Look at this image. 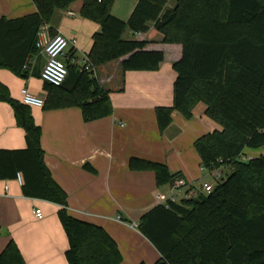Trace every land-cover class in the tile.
I'll return each instance as SVG.
<instances>
[{
	"label": "trees",
	"instance_id": "1",
	"mask_svg": "<svg viewBox=\"0 0 264 264\" xmlns=\"http://www.w3.org/2000/svg\"><path fill=\"white\" fill-rule=\"evenodd\" d=\"M77 1H82L81 17L101 27L87 55L93 68L127 57L125 72L157 71L163 51H148L144 41L123 38L127 30L147 33L151 24L163 43L182 46L173 65V105L155 109L161 133L171 126L175 111L191 119L201 103L205 116L220 126L198 138L195 148L204 170L231 168L226 181L210 194L196 192L179 203L158 205L139 222V231L160 253L154 264H264V156L243 159L245 149L264 146V0H176L174 8L167 7V0H138L127 20L112 14L115 0H33L35 13L0 19V69L25 80L34 76L31 61L39 57L41 27ZM68 56L64 84L43 81V110L78 107L86 123L111 116L109 91L94 71L80 70ZM0 102L11 106L27 141L24 150H0V180L20 174L25 197L59 206L69 243L67 264H121L119 246L104 228L67 211V194L44 163L42 131L31 107L1 81ZM129 168L154 172L158 187L181 177L171 175L165 164L139 158H132ZM0 264H27L14 240L0 252Z\"/></svg>",
	"mask_w": 264,
	"mask_h": 264
},
{
	"label": "crops",
	"instance_id": "2",
	"mask_svg": "<svg viewBox=\"0 0 264 264\" xmlns=\"http://www.w3.org/2000/svg\"><path fill=\"white\" fill-rule=\"evenodd\" d=\"M137 2L128 3L127 9L118 12L113 7L112 14L127 20ZM176 3L167 0V7L174 8ZM81 8L82 1H77L67 11H56L54 17L59 22L50 24L55 34L60 33L70 41L67 54L78 62L88 55L93 35L101 30L99 24L81 17ZM36 11L33 0H0V19H16ZM123 38L144 41L145 50L163 51L165 58L159 69L152 72L123 71L122 62L127 57L94 68V76L110 93L111 116L86 123L78 107L31 110L42 131L44 163L67 194L69 214L104 228L119 246L121 264H154L160 253L138 226L144 214L158 205H166L170 185L158 187L154 172L132 171L129 162L139 158L165 164L171 175L180 174L179 178L190 187H194L189 182L196 180L195 169L199 164L177 145L182 143L178 139L186 127L181 113L175 111L171 126L161 133L155 112L159 106L173 105L176 80L173 65L182 56V46L163 43L162 34L153 24L147 33L133 34L127 30ZM31 63L35 75L28 80L0 69V81L19 101L23 89L45 101L47 92L40 76L42 58L35 57ZM198 108L205 115L206 106L202 108L201 103L190 121H196ZM207 119L199 117L195 122L192 128L195 140L220 129ZM26 148V133L17 126L13 109L0 102V150ZM260 156H264V146L245 149L243 159ZM198 162L203 168L199 155ZM35 210H41L43 219L35 216ZM58 211L59 206L54 203L25 197L18 179L0 180V252L14 240L27 264H67L65 253L69 243Z\"/></svg>",
	"mask_w": 264,
	"mask_h": 264
},
{
	"label": "built area",
	"instance_id": "3",
	"mask_svg": "<svg viewBox=\"0 0 264 264\" xmlns=\"http://www.w3.org/2000/svg\"><path fill=\"white\" fill-rule=\"evenodd\" d=\"M73 43H75V41H73ZM36 46L39 50V57L45 60L43 67H41V79L57 87L63 85L68 76L67 64L63 59H69L67 51L70 46V41L60 33L53 35L51 26L49 24H44L38 33ZM71 63L78 66L82 71L84 70L89 73L94 71L87 55L82 58L81 62L72 58ZM21 96L22 102L31 108H43L44 106L45 101L33 95L28 89H23L21 91ZM230 172L231 168L229 167L214 170L211 172L213 182L204 183L200 190H191V187L183 178H176L170 185L166 206L170 202L179 203L184 199H190L196 195V192H201L203 194L212 193L219 184L226 181ZM17 179L19 183L22 184V177L20 174ZM34 214L39 220L43 219L41 210H35Z\"/></svg>",
	"mask_w": 264,
	"mask_h": 264
},
{
	"label": "rangeland",
	"instance_id": "4",
	"mask_svg": "<svg viewBox=\"0 0 264 264\" xmlns=\"http://www.w3.org/2000/svg\"><path fill=\"white\" fill-rule=\"evenodd\" d=\"M137 0H115L112 9L114 7V11L118 12L119 10H122L123 8L127 9V4L130 2H135ZM133 5V4H132ZM55 22H59L57 17L53 18L52 23ZM81 59V58H80ZM63 61H66L63 59ZM202 108H205V105L202 104ZM182 115V114H181ZM201 115V116H200ZM183 116V115H182ZM184 117V116H183ZM195 117L197 118L196 121H190L189 119L185 118L186 121H184L186 127L184 128V135H182L178 140H182V143L178 142L177 145H180V147L182 149H185L186 154H190V156H192L193 161L195 164H199L196 167V180L190 181L189 184H193L194 188L196 190H200V188L202 187V185L204 183H212L213 182V178L211 176V173L208 170L203 171V168L199 167L200 163L198 162V153L196 151L195 148V139L194 138V133L192 131V128L194 127V125L196 124L195 122H197L199 117H202V119H205V115L203 114V112L201 113V111H199V108L195 111ZM195 120V119H194ZM209 121V119H207ZM211 122V121H209ZM212 123V122H211ZM215 124V123H213Z\"/></svg>",
	"mask_w": 264,
	"mask_h": 264
},
{
	"label": "water",
	"instance_id": "5",
	"mask_svg": "<svg viewBox=\"0 0 264 264\" xmlns=\"http://www.w3.org/2000/svg\"><path fill=\"white\" fill-rule=\"evenodd\" d=\"M44 63H45V60H42L41 67H43Z\"/></svg>",
	"mask_w": 264,
	"mask_h": 264
}]
</instances>
